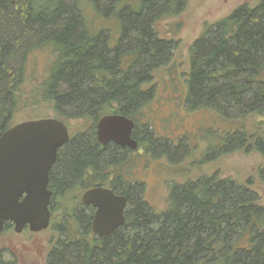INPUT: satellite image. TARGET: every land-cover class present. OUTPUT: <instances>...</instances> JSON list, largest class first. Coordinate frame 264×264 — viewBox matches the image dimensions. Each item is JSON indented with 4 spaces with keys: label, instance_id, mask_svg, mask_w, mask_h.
I'll use <instances>...</instances> for the list:
<instances>
[{
    "label": "trees",
    "instance_id": "obj_1",
    "mask_svg": "<svg viewBox=\"0 0 264 264\" xmlns=\"http://www.w3.org/2000/svg\"><path fill=\"white\" fill-rule=\"evenodd\" d=\"M87 1L100 13L88 20L81 0H0V136L27 105L28 57L35 49L54 56L40 101L52 104L69 129L72 120L84 122L74 126L79 137L71 136L66 147L72 148L51 170L49 228L58 238L45 264H264V203L251 184L216 177L185 183L157 212L143 197V183L122 172L124 156L100 155L95 133L103 116L122 114L140 123L146 115L155 96L152 86L144 87L172 52L157 23L176 15L182 0ZM107 23L117 26L114 43L105 34ZM190 52L186 104L224 117H261L254 132L238 124L227 142L240 140L237 148L246 142L262 155L264 181V0L212 25ZM86 129L92 133L80 137ZM144 133L143 142L157 145ZM99 183L128 199L124 225L105 238L93 232V209L72 194L78 185L86 190ZM11 227L6 223L3 233ZM11 253L0 264H19Z\"/></svg>",
    "mask_w": 264,
    "mask_h": 264
},
{
    "label": "rangeland",
    "instance_id": "obj_2",
    "mask_svg": "<svg viewBox=\"0 0 264 264\" xmlns=\"http://www.w3.org/2000/svg\"><path fill=\"white\" fill-rule=\"evenodd\" d=\"M63 1L71 4L74 0ZM81 1L85 19L100 14L95 12V6H89L87 0ZM259 1L182 0L176 15L162 18L157 23L161 38L172 44V52L167 60L154 68L153 77L149 78L150 82L144 87L148 89L147 85L152 86L155 97L150 103L157 111L152 112L151 127L145 126L144 131L149 132V135L153 134L158 142L157 145L149 144L147 148L150 153L147 156H154L153 161L134 167L135 173L132 176L133 182L141 180L144 186L143 197L157 212L165 210L175 186L211 177L251 184L264 203V181L260 179L258 172L263 162L262 155L254 149H248L246 142L241 148L236 147L240 140L232 139L227 142L230 135L228 132L234 127L242 124L254 132L255 123H258L261 117H237L232 116V113L231 117H224L211 108L191 109L186 104L192 44L212 25L229 16L240 6L247 4L253 7ZM101 22L94 20L92 24L98 28ZM107 24L105 34H108L111 42L114 43L118 38L117 26ZM28 58L31 74L25 87L27 105L17 112L14 123L31 119L57 118L53 105L40 101L38 94L39 86L47 77L54 56L49 50L35 49ZM145 117L142 119H146ZM68 123L70 134L76 140L79 136H76L78 130L74 126L84 122L72 120ZM91 133V130L86 129L80 137ZM223 142H226L224 146H222ZM71 148L65 147L60 153V159H63ZM109 149L112 151V147ZM110 155L111 153L108 157ZM105 163L100 167L104 168ZM82 192L83 189L76 187L72 190V194L75 193L80 199ZM56 238H58L57 234L50 228L39 233L26 229L19 234L15 232L13 226L11 230L0 236V259L8 262L13 256L11 252H15L14 254L21 260L19 264H45L51 244Z\"/></svg>",
    "mask_w": 264,
    "mask_h": 264
},
{
    "label": "water",
    "instance_id": "obj_3",
    "mask_svg": "<svg viewBox=\"0 0 264 264\" xmlns=\"http://www.w3.org/2000/svg\"><path fill=\"white\" fill-rule=\"evenodd\" d=\"M135 122L122 114L103 116L97 124L100 143L114 142L135 149ZM71 140L67 124L58 118L31 119L15 124L0 136V236L6 223L16 233L47 230L51 224V170L59 150ZM127 197L97 186L87 190L82 203L96 210L93 232L100 238L124 225Z\"/></svg>",
    "mask_w": 264,
    "mask_h": 264
},
{
    "label": "flooded vegetation",
    "instance_id": "obj_4",
    "mask_svg": "<svg viewBox=\"0 0 264 264\" xmlns=\"http://www.w3.org/2000/svg\"><path fill=\"white\" fill-rule=\"evenodd\" d=\"M145 109L147 111V112H145V114H146L145 115L146 116L145 118L147 120H142L140 123H138L134 118H129V119H131V120H133L135 122V127H134V129H133V131L131 133L132 138L137 142V147L135 149H131L129 147H123V146H120V145H118V144H116L114 142H109L107 144L100 143L99 140H98V138H97V125H96V133L95 134H96L97 141H98L99 145L101 146L100 155H109V153H111V155H112V153H114L115 155H119L120 157L121 156H124L121 159L122 162H119L118 165L120 163H122V165H120L124 169V170H122V172L123 171H126L127 173H129L132 176L135 173V172H133V168L134 167H136L137 165H141V163H143V164H145L146 162L151 163L153 161V158H154V156H152V155L150 157L147 156V154H150V153H148V150H147V148L149 146V143L148 142H143L142 139H145L144 137L147 136L144 133L145 132L144 129H146L145 126H147L148 124H151V121H152V118H151L152 112H155L156 113L157 111H156V109L152 108V105H149L148 107L146 106ZM67 145H65L63 148H61V150H63ZM143 146H144V149H143ZM110 147H112V151H110L111 150V149H109ZM59 152H60V150H59ZM60 153L58 154L57 161L59 160ZM57 161H56V163H57ZM55 164H54V166H55ZM146 165H149V164H146ZM54 166H53V168H54ZM57 168L59 169V167H57ZM104 176L106 177V175H104ZM101 177H102V175H101ZM137 180H139V179H137ZM137 180H135V181H137ZM140 182H141V180H139V181H137L135 183H140ZM97 186H103V187L112 189L108 184H105V183H99V184H97L94 187H97ZM82 187H83L82 185L81 186H79V185L77 186L78 189H82ZM87 190H89V189H86V190L83 189L82 196H83V194ZM113 191L115 192V190H113ZM115 193L117 195H122V194H118L117 192H115ZM82 196H81V205L84 206V207H87V208H92L93 211H94V214H95V210L96 209L92 205L86 206V205H84L82 203ZM127 205H128V201H127ZM125 213H126V210H125ZM51 218H52V216H51ZM93 218H94V215H93ZM92 226H93V219H92Z\"/></svg>",
    "mask_w": 264,
    "mask_h": 264
}]
</instances>
